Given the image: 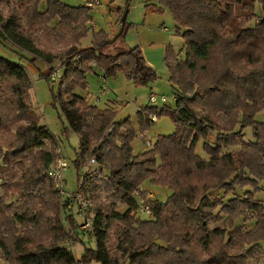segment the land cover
I'll return each instance as SVG.
<instances>
[{
  "label": "trees",
  "instance_id": "trees-1",
  "mask_svg": "<svg viewBox=\"0 0 264 264\" xmlns=\"http://www.w3.org/2000/svg\"><path fill=\"white\" fill-rule=\"evenodd\" d=\"M133 1L124 0L121 32L114 38L92 27L87 5L0 0V11L8 8L6 15L0 12V47L24 53L18 61L0 54V132L13 136L0 165L1 181L2 175L10 177L1 185L0 264H251L264 254V204L256 199L264 182V122L256 119L264 112V0H150L148 9L171 12L184 56L171 47L165 53L175 108L139 110V129L130 119L117 121L115 108L101 109L74 93L87 89L93 65L106 79L122 72L137 86L157 79L141 48L123 44L131 27L123 17ZM38 32L48 42L70 38L73 43L63 53L60 115L67 120L65 129L80 138L74 161L78 176L91 156L98 165L94 188L101 183L111 192L107 204L95 205L87 233H80L75 212L68 210V196L56 206L54 222L34 206H48L49 198L59 194L49 177L58 158L56 138L33 120L32 82L21 61L35 63L45 56L37 45ZM90 33L91 46L78 47ZM119 40L118 52L106 53ZM53 72L52 67L41 76L49 81ZM165 116L175 125L174 133L160 135L152 148L136 154L138 135L155 123L154 117ZM200 141L207 157L196 151ZM148 182L168 188L171 195L148 199L151 213L142 215L138 195ZM79 234H93L95 247L85 246L77 258L63 243Z\"/></svg>",
  "mask_w": 264,
  "mask_h": 264
},
{
  "label": "rangeland",
  "instance_id": "rangeland-1",
  "mask_svg": "<svg viewBox=\"0 0 264 264\" xmlns=\"http://www.w3.org/2000/svg\"><path fill=\"white\" fill-rule=\"evenodd\" d=\"M60 1L71 6H83L86 4H71L72 2L68 0ZM114 3L116 6L112 4L114 5L113 12H110L108 8L91 9L93 16L91 25L96 31H106L111 37L115 38L120 34L122 25L119 23V11L117 12L118 18L115 17L116 14L114 12L117 11L118 6L123 10L125 4L124 0H115ZM149 3L150 0L148 2L147 0H134L130 10L125 12L123 19L125 18L128 25L130 24L131 27H129L123 44L127 49L136 46L141 48L147 63L149 62L148 65L157 72V79L147 86H137L120 72L117 77L102 80V76H104L103 71L93 65L95 70L86 76L87 89L78 88L74 92L77 96L85 97L91 105L98 106L101 109L115 108L117 112L116 120L122 121L130 119L136 129H139V110L148 107L163 108L165 106L175 108V89L170 81V71L164 61L165 53L167 48L171 47L178 56H184V40L180 35H177L176 23L171 12L168 9H163V12L156 13L146 7ZM7 11L8 8L5 7L2 8L0 12L6 15ZM256 13L258 16L262 15L260 6H257ZM227 36L233 38L231 32H227ZM35 37L38 47L46 53L45 56H40L39 58L41 59L38 58L35 63L26 62L24 59H21V61L26 63L29 78L32 82V87L29 90V103L35 112L33 120L38 122L39 125L47 126L50 129L56 138L57 151L59 152L60 150L62 152L64 160L69 164V168L63 173L66 195L57 194L53 198H49L50 203L43 208H40L38 203L34 205L36 211H44L46 218H52L54 222V219L58 216L59 204L63 206V202L66 201L65 197L78 190V174L74 161L76 159V152L79 151L80 138L76 133L65 129V127H68V123L66 118L60 115L62 113V102L59 90V79L64 72L62 68L64 60L63 53L73 46V43L70 38L64 40L52 39V41L48 42L40 32H38ZM92 40L93 33H90L87 38L83 39L81 43L78 44V47H90ZM119 45H121L120 40L111 45L106 50V53H117V47ZM0 54L6 55L12 61H18L19 55L24 53H21V51L15 47L8 46L6 48L0 47ZM27 56L30 58L32 57L28 54ZM52 67L54 68V72L50 80L47 81L41 74ZM106 88L109 89V91L103 95L102 90ZM152 93L157 94L159 97H165L167 103L163 104L159 101L157 104H151L149 102V96ZM62 97L67 99L65 95H62ZM256 119L259 122H264V112L258 114ZM153 121L155 123L147 129V131L139 134L138 138L134 141L133 148L136 154L152 148L160 135L169 136L175 131V125L169 117L165 116L160 119L156 117ZM142 134L145 135V137ZM12 139V134L0 132V165L2 164V154L6 152L8 143ZM251 139H253L252 129L248 128L246 130V140L249 141ZM147 140L152 142L151 146L147 144ZM233 149L234 148H231L230 150ZM196 151L200 156L207 157L203 150V141L199 142ZM58 156H60V154H58ZM91 159V156L86 157L82 166H89ZM97 168V163L90 166L91 175L86 179L87 192L93 205L91 209L93 216L95 215V205L97 202L107 204L111 198V192L103 185H100L101 183H97L100 187L94 188L93 178L97 176V173L94 171ZM9 180L10 177L8 175H2L0 198L5 193L1 185ZM142 189L146 191L141 194L145 199L148 198V194L156 195V198L159 200H166V198L171 195V191L168 188L153 186L149 182L145 183ZM13 199H17V196H13L11 200ZM256 199L264 204V182H261V190L257 192ZM75 205L76 204L72 202L70 206L68 205V210H71L72 213L75 212V219L81 225L84 218L77 214L79 210ZM119 208L121 211L125 210V207ZM48 222L50 221L48 220ZM81 232L82 231H80V233ZM79 235V239L70 236L63 243V245L72 250L77 258L81 257L85 246L95 247V239L92 238L93 234L91 238L87 235ZM46 241L48 242L49 240ZM261 246L264 250V241L261 243ZM3 262L0 252V263ZM250 263L264 264V254L256 256V258L250 260Z\"/></svg>",
  "mask_w": 264,
  "mask_h": 264
},
{
  "label": "built area",
  "instance_id": "built-area-1",
  "mask_svg": "<svg viewBox=\"0 0 264 264\" xmlns=\"http://www.w3.org/2000/svg\"><path fill=\"white\" fill-rule=\"evenodd\" d=\"M87 6L91 9L95 8L96 3L95 0L93 2H89ZM106 78L102 76V80H105ZM109 89H103L102 94L104 95L106 92H108ZM161 102L163 104L167 103V99L165 97H159L157 94L152 93L149 96V102L151 104H157L158 102ZM156 118L154 117L153 120ZM147 144L149 146L152 145V142L150 140H147ZM57 154H60L58 156L55 164L52 166L49 172V177L54 182L55 186L58 189V192L60 195H66L65 192V180L63 177V173L69 168V164L64 160V157L62 156V152L59 150L57 151ZM96 159L92 158L90 160L89 166H81L80 168V175L78 176V190L73 192L72 194H68L67 196L74 202L80 212V215L83 216L84 221L81 224V231L87 233L92 231L93 228V214L91 213V209L93 207L91 199L89 197V194L87 192V184L86 179L88 175L90 174V166L96 164ZM96 173H98V170L95 169ZM1 181V177H0ZM139 196V213L142 215H149L151 213L150 206L147 204L148 199H153L155 196L153 194H148V198L145 199L142 196Z\"/></svg>",
  "mask_w": 264,
  "mask_h": 264
},
{
  "label": "crops",
  "instance_id": "crops-1",
  "mask_svg": "<svg viewBox=\"0 0 264 264\" xmlns=\"http://www.w3.org/2000/svg\"><path fill=\"white\" fill-rule=\"evenodd\" d=\"M68 1H70V2H72L71 4H87V3H89V1L88 0H68ZM149 0H147V2H148ZM83 2V3H82ZM118 2H121V1H118ZM95 3H96V6H95V8H99V9H105V8H108L109 10H110V12H113V10H114V5H115V3L114 2H112V0H95ZM85 4V5H86ZM112 4H114V5H112ZM116 6V5H115ZM120 6H118V9H117V11H115L114 13L116 14V16L115 17H117V12L121 9V8H119ZM94 9V8H93ZM106 11V10H105ZM102 13H104V12H102ZM118 18V17H117ZM118 25V24H117ZM95 26H96V24H95ZM149 63V62H148ZM144 137H145V135H144Z\"/></svg>",
  "mask_w": 264,
  "mask_h": 264
},
{
  "label": "water",
  "instance_id": "water-1",
  "mask_svg": "<svg viewBox=\"0 0 264 264\" xmlns=\"http://www.w3.org/2000/svg\"><path fill=\"white\" fill-rule=\"evenodd\" d=\"M125 20V18L123 19V21Z\"/></svg>",
  "mask_w": 264,
  "mask_h": 264
}]
</instances>
